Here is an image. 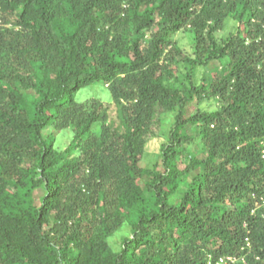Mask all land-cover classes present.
I'll return each instance as SVG.
<instances>
[{
	"label": "trees",
	"instance_id": "trees-1",
	"mask_svg": "<svg viewBox=\"0 0 264 264\" xmlns=\"http://www.w3.org/2000/svg\"><path fill=\"white\" fill-rule=\"evenodd\" d=\"M221 260L264 264V0H0V264Z\"/></svg>",
	"mask_w": 264,
	"mask_h": 264
},
{
	"label": "rangeland",
	"instance_id": "rangeland-1",
	"mask_svg": "<svg viewBox=\"0 0 264 264\" xmlns=\"http://www.w3.org/2000/svg\"><path fill=\"white\" fill-rule=\"evenodd\" d=\"M225 32L220 34L221 37H226L230 27L227 26ZM175 39L178 41L179 45L183 47L188 52L190 51L191 40L188 34H178L175 36ZM208 70H200L198 73V78L201 79L203 75L208 74ZM90 98H96L105 103H111L112 99L109 91L103 85H97L93 87H87L83 89L76 95L75 100L77 102H83ZM206 108V106H204ZM194 112V106L191 105L188 109V114ZM110 116L112 119H115V108L112 106L110 109ZM170 118H162L160 130H154L155 136H151L146 144L145 154L141 161V165L145 168H152L154 165L160 162L159 150L161 145L164 143L163 134L167 131ZM72 140V132L70 130L62 131L56 136L55 148L59 151L65 150ZM128 229L124 228L115 238V241L120 242L121 238L128 235Z\"/></svg>",
	"mask_w": 264,
	"mask_h": 264
},
{
	"label": "built area",
	"instance_id": "built-area-1",
	"mask_svg": "<svg viewBox=\"0 0 264 264\" xmlns=\"http://www.w3.org/2000/svg\"><path fill=\"white\" fill-rule=\"evenodd\" d=\"M220 263L222 264L223 263V260H221Z\"/></svg>",
	"mask_w": 264,
	"mask_h": 264
}]
</instances>
